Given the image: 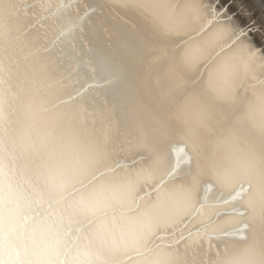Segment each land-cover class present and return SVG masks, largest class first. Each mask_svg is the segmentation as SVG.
<instances>
[{
  "label": "bare ground",
  "instance_id": "bare-ground-1",
  "mask_svg": "<svg viewBox=\"0 0 264 264\" xmlns=\"http://www.w3.org/2000/svg\"><path fill=\"white\" fill-rule=\"evenodd\" d=\"M237 53L253 68L219 99L209 79ZM260 92L264 0H0V264H79L85 246L90 264H221L249 243L264 260L253 185L217 178L250 160L264 192V130L244 117ZM178 187L185 210L151 211ZM140 217L146 233L114 227Z\"/></svg>",
  "mask_w": 264,
  "mask_h": 264
},
{
  "label": "clouds",
  "instance_id": "clouds-1",
  "mask_svg": "<svg viewBox=\"0 0 264 264\" xmlns=\"http://www.w3.org/2000/svg\"><path fill=\"white\" fill-rule=\"evenodd\" d=\"M252 54H234L225 59L222 64L213 72L209 79V87L212 92L222 100L231 98V90L233 83L240 72H248L253 68L251 62ZM230 65V70H226V66ZM245 119L255 128L264 130V92L256 94L253 100L248 105L245 114ZM254 165L250 160L241 159L238 157H230L226 166H221L217 172V178L220 180H227L229 182H238L241 179L253 185V191L248 197V206L250 211L255 215L260 211H264V192L254 180ZM134 186L123 187L117 193V198L123 201H130ZM10 193H0V199L4 200L5 207L10 206L8 197ZM190 203V194L187 190L176 188L162 193L151 211L158 213L160 216L169 213L179 214L185 210ZM89 203L83 199L76 202L73 211L87 212L89 210ZM150 214V213H149ZM116 227L122 235L129 232L133 234H143L150 230V225L146 222L144 217L137 218L129 222L126 226H121L117 222ZM95 251L88 246H85L75 255V259L79 264H90L95 257ZM170 259L168 253H158L152 259L146 261V264H167ZM221 264H264L260 253L256 247L249 243L237 251L226 255Z\"/></svg>",
  "mask_w": 264,
  "mask_h": 264
},
{
  "label": "snow or ice",
  "instance_id": "snow-or-ice-1",
  "mask_svg": "<svg viewBox=\"0 0 264 264\" xmlns=\"http://www.w3.org/2000/svg\"><path fill=\"white\" fill-rule=\"evenodd\" d=\"M237 18H239V17H237ZM242 23H243V21H242Z\"/></svg>",
  "mask_w": 264,
  "mask_h": 264
}]
</instances>
